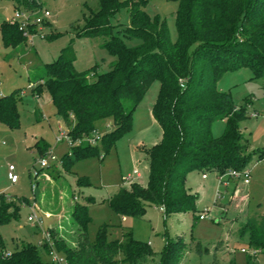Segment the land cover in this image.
Instances as JSON below:
<instances>
[{"label": "trees", "instance_id": "trees-1", "mask_svg": "<svg viewBox=\"0 0 264 264\" xmlns=\"http://www.w3.org/2000/svg\"><path fill=\"white\" fill-rule=\"evenodd\" d=\"M10 1L14 10L37 15L46 10L40 1ZM147 1L98 0L96 10L83 14L77 34L102 37L103 47L116 56L111 68L96 74L94 81L90 80L94 66L84 71L74 68L75 52L70 43L36 78L29 79L28 85L33 95L49 94L73 140L96 131L98 121L112 120L113 129L102 133L99 141L103 153L96 144L81 143L70 148L71 156L61 158V169L69 172L71 164L80 159L103 158L131 130L134 109L158 80L151 114L161 129V138L150 147L140 148L146 154L147 182L120 185L108 201L119 215L142 217L145 206L152 205L162 207L165 217L190 211L196 220L197 196L186 186L188 172H216L219 177L228 170L243 172L251 158L248 139L240 128L246 107H236L231 95L217 83L226 72L244 67L250 69L251 80L264 79V0H176L175 41L169 37L165 20L146 13ZM121 8L128 11L129 23L114 26L110 19ZM46 23V19L41 22ZM0 31L5 46L17 47L26 41L24 29L16 21L4 20ZM123 38H137L139 43L129 47ZM22 91L15 89L0 96V121L10 127L19 125L17 101ZM71 116L73 123L69 122ZM218 119L225 121V128L214 136L211 128ZM37 146L40 156L45 155L44 142L38 141ZM258 158H264V151ZM77 184L86 186L89 181L79 176ZM93 200L86 196L83 203L75 201L67 221L48 228L55 249L67 263L138 264L152 259L155 252L133 238L129 228L122 239H110L109 225L103 224L90 239L87 204ZM22 202L28 200L0 195V223L16 217ZM69 228L73 232H67L66 237L63 231ZM238 232L248 235L250 248L264 251V217L247 216ZM192 243L199 253L205 251L199 241ZM5 245L0 238V264H51L46 242L38 247L22 242L11 251ZM186 245L181 238L165 242L158 264H179ZM255 253L247 256L246 264H257Z\"/></svg>", "mask_w": 264, "mask_h": 264}, {"label": "rangeland", "instance_id": "rangeland-1", "mask_svg": "<svg viewBox=\"0 0 264 264\" xmlns=\"http://www.w3.org/2000/svg\"><path fill=\"white\" fill-rule=\"evenodd\" d=\"M35 1H40L50 15L45 18L48 23L34 26L24 34L25 43L17 47L5 46L0 31V96L15 89L23 90L17 101L18 127H10L0 121V194L26 198L29 204L34 201L39 214L48 216L44 217L43 228H37L27 220L30 212L28 203H20L18 215L0 223V238L5 242L6 249L11 251L22 242L38 247L41 229L43 231L61 220L65 221L73 203H83L85 197L90 196L94 199L87 204L90 239L95 237L98 227L103 224L109 225L110 239H122L124 231L129 228L133 238L148 244L155 252L152 259L138 264H158L165 242L177 238L188 245L179 264H246V258L253 255V250L249 246L248 235L240 234L239 227L247 216L264 217V158H258V153L264 151V79L251 80L250 69L244 67L226 72L217 83L221 90L231 95L237 107H246V117L241 121L240 128L248 139L251 153L246 168L249 184H244L243 175L231 177L226 183L216 172L205 173L206 178L203 179L201 172L192 170L187 174L186 186L197 195L196 220H193L190 211L165 217L158 207L152 205L145 206L142 217L119 215L110 206L109 197L120 185L126 186L134 180L146 184V154L136 148L140 144L150 147L161 138V129L151 117L159 81L152 82L134 109L131 130L123 134L103 158L86 157L72 163L69 172L62 170L59 160L72 153L66 141L57 142L56 137L60 130L66 132L68 126L56 114L49 94L33 95L28 80L36 78L43 66L56 60L61 49L70 43L75 52L74 68L77 71L94 66L90 75L92 81L96 74L111 68L116 56L103 47L102 37L77 34L82 26L83 14L87 16L90 10H96L98 0ZM176 9V0H148L144 6L149 16L165 20L171 41L177 38ZM14 12L10 0H0V24L4 20L10 21ZM110 22L114 26L128 24L126 8H121ZM123 39L129 47L139 43L137 38ZM69 122H74L72 116ZM96 128L101 134L109 132L113 129L112 120L102 119L96 123ZM224 128L225 121L218 119L212 124V134L219 136ZM38 141H43L47 147L45 151H51L57 160L50 162V166L35 177V170L40 169ZM96 146L103 153L101 142H97ZM10 164L18 175L15 183L7 177ZM135 169L140 176L136 178L133 175L128 180L126 177ZM57 170L60 172L55 173ZM79 176L87 177L89 185H78ZM202 213L205 217L200 219L198 215ZM67 232L71 234L73 229L63 231L66 237ZM197 241L205 251L199 253L192 247V242ZM242 248L247 251H242ZM255 255L256 263L264 264V251H257Z\"/></svg>", "mask_w": 264, "mask_h": 264}, {"label": "built area", "instance_id": "built-area-1", "mask_svg": "<svg viewBox=\"0 0 264 264\" xmlns=\"http://www.w3.org/2000/svg\"><path fill=\"white\" fill-rule=\"evenodd\" d=\"M50 15V12L48 10H42V12L40 14H31L30 12H23L20 11L19 9H16L14 12V16L12 17V19L9 22H18L20 28L24 29V33L27 34L29 32V28L34 25V26H39L41 24V22ZM101 133L97 132V131H93L92 134L90 135H84L81 138H77V139H72L71 136L68 134V129L66 132H63L60 130L59 134L56 137V141H63L65 140L67 145L69 146V148L73 147L74 145H79L81 143H87L90 145H95L97 142L100 141L101 138ZM57 158L56 156L51 152V151H46L45 155L41 156L39 159V166L40 169L35 170V177L38 176V174L41 172L42 169L50 166V162L56 161ZM62 160H59V164L61 165ZM14 166L13 165H8V171H7V177L8 179L12 182L15 183L18 180V175L14 172ZM139 176L138 174V170L135 169L133 171V174H128V176L126 177L128 180H130L132 178V176ZM229 177H239L240 175H243V182L244 183H248L249 181V171L245 170L243 172H239L236 170H228L227 173L225 174ZM224 175V176H225ZM224 176H220V180L223 182H226V180L223 178ZM203 177H205V175H203ZM3 195L7 198H9L11 195L9 194H0ZM29 207H30V212L27 215V220L30 221L31 223H33V225H35V227L37 228H43V224H44V217H47L48 215H41L38 212V207L35 204V202L33 201L32 203H28ZM161 210H163V208H160ZM200 219L204 218L205 215L202 213L199 215ZM40 242H46L48 247H49V260L51 262V264H68L65 257L63 256L62 253L58 252L55 249L54 243L53 241L50 239V235L48 232V229H41V240ZM242 251H247L246 249L242 248ZM253 253L256 252L255 249H252Z\"/></svg>", "mask_w": 264, "mask_h": 264}, {"label": "crops", "instance_id": "crops-1", "mask_svg": "<svg viewBox=\"0 0 264 264\" xmlns=\"http://www.w3.org/2000/svg\"><path fill=\"white\" fill-rule=\"evenodd\" d=\"M237 107V106H236ZM257 112H255V114H256ZM151 117H152V114H151ZM152 119H153V117H152ZM154 120V119H153ZM155 121V120H154ZM157 124V123H156ZM143 146V144H140L139 146H137V148H136V150H140V148ZM129 174H131V173H129ZM132 174H133V172H132ZM138 174H139V176H140V173H139V171H138ZM203 175H205V174H202V178L204 179V178H206V175H205V177H203ZM135 176V175H134ZM139 176H135L136 178H138ZM225 180H226V183H228V179L229 178H231V177H229V176H227V175H225L224 177H223ZM134 181H136V180H134ZM250 183V181H248V183H244V184H249ZM197 196V195H196ZM158 209L160 210V211H162L163 212V210H161L160 209V207H158ZM200 215V214H199ZM199 215H198V217H199ZM200 218V217H199ZM194 220V219H193Z\"/></svg>", "mask_w": 264, "mask_h": 264}]
</instances>
